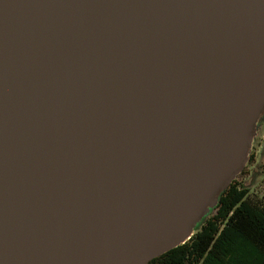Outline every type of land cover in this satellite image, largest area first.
I'll return each instance as SVG.
<instances>
[{
    "label": "water",
    "instance_id": "95a60500",
    "mask_svg": "<svg viewBox=\"0 0 264 264\" xmlns=\"http://www.w3.org/2000/svg\"><path fill=\"white\" fill-rule=\"evenodd\" d=\"M263 111L264 0H0V264L184 244Z\"/></svg>",
    "mask_w": 264,
    "mask_h": 264
},
{
    "label": "trees",
    "instance_id": "16d2710c",
    "mask_svg": "<svg viewBox=\"0 0 264 264\" xmlns=\"http://www.w3.org/2000/svg\"><path fill=\"white\" fill-rule=\"evenodd\" d=\"M147 264H264V195L234 178L189 240Z\"/></svg>",
    "mask_w": 264,
    "mask_h": 264
},
{
    "label": "rangeland",
    "instance_id": "374dc122",
    "mask_svg": "<svg viewBox=\"0 0 264 264\" xmlns=\"http://www.w3.org/2000/svg\"><path fill=\"white\" fill-rule=\"evenodd\" d=\"M262 116H264V113ZM235 178L238 181H243L250 189L251 194L258 196L264 195V117L254 134V140L252 146L249 148L247 160ZM213 212L214 208L210 213ZM205 217L197 224V226L203 222Z\"/></svg>",
    "mask_w": 264,
    "mask_h": 264
},
{
    "label": "flooded vegetation",
    "instance_id": "af4514ba",
    "mask_svg": "<svg viewBox=\"0 0 264 264\" xmlns=\"http://www.w3.org/2000/svg\"><path fill=\"white\" fill-rule=\"evenodd\" d=\"M263 113H264V111H263ZM263 113L260 115V118L258 119V121H257V123H256L254 134H255V132H256V129H257L258 125H259V124L261 123V121L263 120V117H264V116H262ZM253 140H254V135H253V138H252V142H253ZM252 142H251V146H252ZM251 157H252V156H251Z\"/></svg>",
    "mask_w": 264,
    "mask_h": 264
}]
</instances>
